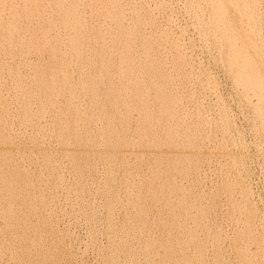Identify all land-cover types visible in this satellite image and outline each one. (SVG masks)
Instances as JSON below:
<instances>
[{
    "label": "bare ground",
    "instance_id": "bare-ground-1",
    "mask_svg": "<svg viewBox=\"0 0 264 264\" xmlns=\"http://www.w3.org/2000/svg\"><path fill=\"white\" fill-rule=\"evenodd\" d=\"M0 264H264V0H0Z\"/></svg>",
    "mask_w": 264,
    "mask_h": 264
}]
</instances>
